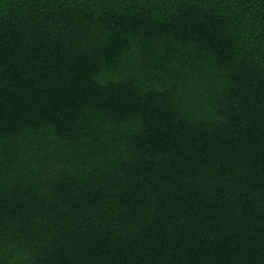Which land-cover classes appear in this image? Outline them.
<instances>
[{
  "label": "trees",
  "instance_id": "obj_1",
  "mask_svg": "<svg viewBox=\"0 0 264 264\" xmlns=\"http://www.w3.org/2000/svg\"><path fill=\"white\" fill-rule=\"evenodd\" d=\"M0 264H264V0H0Z\"/></svg>",
  "mask_w": 264,
  "mask_h": 264
}]
</instances>
